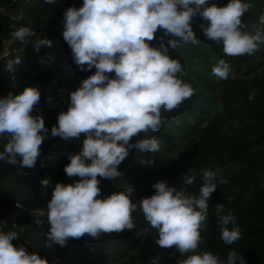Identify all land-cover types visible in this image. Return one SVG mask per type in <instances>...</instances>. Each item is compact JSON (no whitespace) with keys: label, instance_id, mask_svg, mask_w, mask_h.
<instances>
[{"label":"clouds","instance_id":"clouds-1","mask_svg":"<svg viewBox=\"0 0 264 264\" xmlns=\"http://www.w3.org/2000/svg\"><path fill=\"white\" fill-rule=\"evenodd\" d=\"M251 8L246 0H228L223 6L210 0H83L79 8L64 10L62 35L72 59L81 70L95 67L96 71L71 91L67 111L58 114L57 124L51 128L53 137L70 141L83 134L84 139L78 153H69L70 163L64 168L68 177L80 179L73 184L57 182L52 189L46 213L49 246L64 247L69 238L80 239L85 234L97 239L133 230L132 213L139 207L148 224L157 230L159 247H175L187 256L180 264H221L212 252H197L209 217L208 200L217 187L214 171L203 170L198 196L188 191L196 180L195 175L188 174L183 177L186 187L177 189L159 181L153 185V195L135 202L133 187L102 197L98 177L113 181L122 176L119 165L130 149L161 151L154 137L145 135L134 143L132 138L158 132L168 122L162 110L177 109L197 91L180 78L186 72L181 62L169 55L170 48L199 43L192 27L197 17L205 38L222 45L226 56H252L260 51L264 46V14L248 30L242 18ZM158 32L159 46H152L150 42L157 39ZM11 35L23 43L32 32L20 26ZM51 43L44 37L34 46L39 50ZM21 62L19 57L10 59L5 69L14 74ZM230 73L225 59L212 68L219 79H228ZM40 96L38 88L26 86L0 97V139L7 138L0 161L35 167L49 131L43 115L32 114ZM41 185L50 187L51 181L43 178ZM215 214L223 242L239 240L235 216L225 214L223 204L216 206ZM18 239L15 231H0V264H49L35 251L14 243ZM237 261L245 264L244 256L230 251L227 264Z\"/></svg>","mask_w":264,"mask_h":264},{"label":"trees","instance_id":"trees-1","mask_svg":"<svg viewBox=\"0 0 264 264\" xmlns=\"http://www.w3.org/2000/svg\"><path fill=\"white\" fill-rule=\"evenodd\" d=\"M213 2L223 6L228 0H210ZM246 2L252 8L242 19L251 30L264 14V0ZM82 4L83 0H0V97L26 86L38 88L40 102L32 114H42L49 130L34 168L0 161V231H15L19 239L14 243L35 251L49 264H180L187 256L175 247H159L157 230L148 224L139 207L132 213L133 230L97 239L85 234L80 239L69 238L64 247L48 245L46 213L52 189L57 182L73 184L80 179L68 177L64 168L70 163L69 153H78L84 139L82 134L79 139L65 141L53 137L51 128L57 124L58 114L67 111L71 91L96 71L95 67L81 70L75 64L62 35L64 10ZM200 22L197 17L192 25L198 44L169 49V55L178 59L186 72L180 78L197 91L177 109L162 110L168 122L158 132L132 138L134 143L145 135L154 137L161 151L130 149L119 165L122 176L113 181L98 177L101 196L133 187V201H139L153 195V185L159 181L177 189L186 187L183 177L188 174L196 176L188 191L198 196L202 172L210 169L216 173L213 182L217 187L208 200L209 217L197 252L210 251L221 264H227L228 253L235 251L244 256L245 264H264V46L252 56H226L222 45L205 38ZM20 26L32 32L23 43L11 35ZM160 35L158 32L157 39L150 42L152 46H159ZM44 37L52 41L51 46L36 50V40ZM16 57L22 62L13 74L5 65ZM220 59L231 66L228 79L212 74ZM6 142V137L0 139V151ZM43 178L51 181L50 187H42ZM218 204L224 205L225 214L230 212L236 218L241 237L233 244L221 239L215 214ZM14 211L17 213L10 219Z\"/></svg>","mask_w":264,"mask_h":264},{"label":"rangeland","instance_id":"rangeland-1","mask_svg":"<svg viewBox=\"0 0 264 264\" xmlns=\"http://www.w3.org/2000/svg\"><path fill=\"white\" fill-rule=\"evenodd\" d=\"M16 213H17V211L12 212V213L9 215V218L12 219L13 216H14Z\"/></svg>","mask_w":264,"mask_h":264},{"label":"built area","instance_id":"built-area-1","mask_svg":"<svg viewBox=\"0 0 264 264\" xmlns=\"http://www.w3.org/2000/svg\"><path fill=\"white\" fill-rule=\"evenodd\" d=\"M0 57H1V53H0Z\"/></svg>","mask_w":264,"mask_h":264}]
</instances>
